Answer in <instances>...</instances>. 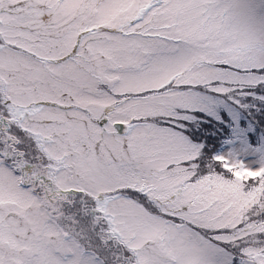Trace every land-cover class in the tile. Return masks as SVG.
<instances>
[{
    "label": "rangeland",
    "instance_id": "obj_1",
    "mask_svg": "<svg viewBox=\"0 0 264 264\" xmlns=\"http://www.w3.org/2000/svg\"><path fill=\"white\" fill-rule=\"evenodd\" d=\"M0 36V264H264V0H0Z\"/></svg>",
    "mask_w": 264,
    "mask_h": 264
},
{
    "label": "water",
    "instance_id": "obj_2",
    "mask_svg": "<svg viewBox=\"0 0 264 264\" xmlns=\"http://www.w3.org/2000/svg\"><path fill=\"white\" fill-rule=\"evenodd\" d=\"M117 127L121 128L122 125L120 123H116Z\"/></svg>",
    "mask_w": 264,
    "mask_h": 264
},
{
    "label": "crops",
    "instance_id": "obj_3",
    "mask_svg": "<svg viewBox=\"0 0 264 264\" xmlns=\"http://www.w3.org/2000/svg\"><path fill=\"white\" fill-rule=\"evenodd\" d=\"M0 39H1L2 41H4L5 37H3V36H0Z\"/></svg>",
    "mask_w": 264,
    "mask_h": 264
},
{
    "label": "bare ground",
    "instance_id": "obj_4",
    "mask_svg": "<svg viewBox=\"0 0 264 264\" xmlns=\"http://www.w3.org/2000/svg\"><path fill=\"white\" fill-rule=\"evenodd\" d=\"M113 222V221H112ZM114 223V222H113Z\"/></svg>",
    "mask_w": 264,
    "mask_h": 264
}]
</instances>
